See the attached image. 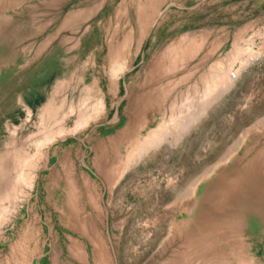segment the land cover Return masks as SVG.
I'll return each instance as SVG.
<instances>
[{
  "label": "rangeland",
  "instance_id": "374dc122",
  "mask_svg": "<svg viewBox=\"0 0 264 264\" xmlns=\"http://www.w3.org/2000/svg\"><path fill=\"white\" fill-rule=\"evenodd\" d=\"M262 51L264 0H0V264H264L213 193L264 157Z\"/></svg>",
  "mask_w": 264,
  "mask_h": 264
},
{
  "label": "bare ground",
  "instance_id": "6f19581e",
  "mask_svg": "<svg viewBox=\"0 0 264 264\" xmlns=\"http://www.w3.org/2000/svg\"><path fill=\"white\" fill-rule=\"evenodd\" d=\"M152 1V0H151ZM155 1V0H154ZM146 2V0H145ZM149 2V1H147ZM145 4V3H144ZM152 6V5H151ZM148 7V6H147ZM146 7V8H147ZM136 8V7H135ZM134 8V9H135ZM135 12V11H134ZM136 13V12H135ZM139 14V13H138ZM146 16V14H145ZM148 18V17H147ZM147 21V20H146ZM135 22V21H134ZM139 25V24H138ZM147 25V24H146ZM163 27V26H162ZM165 28V27H164ZM131 29V28H130ZM140 31V30H139ZM133 34V33H132ZM131 35V34H130ZM137 37V36H136ZM146 37V36H145ZM128 34H125L123 39H121L120 46L118 50L115 51L116 56H125L124 55V44L126 43V40L128 39ZM132 38V37H131ZM153 38V37H152ZM151 38V39H152ZM133 39V38H132ZM139 39V38H138ZM130 40V39H129ZM141 41V40H140ZM153 41V40H152ZM131 43V42H130ZM137 43V42H136ZM111 44V43H110ZM144 44V43H143ZM116 46V45H114ZM126 46V45H125ZM131 46V45H130ZM161 46V45H160ZM118 47V46H116ZM115 47V48H116ZM141 47V46H140ZM250 47V46H248ZM247 47V49H248ZM133 48V47H132ZM165 48V47H164ZM111 49V48H110ZM175 49V48H174ZM245 47V50H247ZM250 49V48H249ZM170 50V49H169ZM113 51V50H112ZM142 51V50H141ZM131 52V51H130ZM128 53V52H127ZM241 53V52H239ZM114 54V53H113ZM162 54V53H161ZM164 54V53H163ZM133 55V54H132ZM139 55V53H138ZM151 55V54H150ZM236 55V54H235ZM127 56V55H126ZM140 56V55H139ZM152 56V55H151ZM163 56V55H162ZM250 56V55H249ZM164 57V56H163ZM264 57V51L260 52L259 54H256L253 57V61L256 62L259 59ZM138 58V57H137ZM169 59V57H167ZM118 59V58H117ZM249 59V58H248ZM126 61V60H125ZM137 61V60H136ZM152 61V60H151ZM159 61V60H158ZM161 61V60H160ZM163 61V59H162ZM167 61V60H166ZM134 62V61H133ZM132 62V63H133ZM245 62V61H244ZM140 63V62H139ZM146 64V63H145ZM154 64V63H153ZM169 64V63H168ZM156 65V64H155ZM125 65H117L116 69L112 70L111 73V81L113 78L115 80L118 78V72H120ZM151 66V65H150ZM165 66V65H164ZM175 67V66H173ZM114 68V67H113ZM129 69V68H128ZM147 69V68H146ZM225 70V69H224ZM122 72V71H121ZM154 72V71H153ZM161 72V71H160ZM145 73V72H144ZM171 73V72H170ZM173 73V72H172ZM233 73V72H231ZM235 73V72H234ZM233 73V74H234ZM139 74V73H138ZM222 74V73H221ZM151 76L145 78V82L139 83L137 86V91L134 92L132 102L130 104V111L131 115L128 116L126 120V124H130V121H133V117L137 115L140 102L144 96V92L142 90L149 85L150 82L153 80H156L157 76H154L150 74ZM231 75V74H229ZM142 76V75H141ZM165 76V75H164ZM163 76V77H164ZM236 75H234L235 77ZM145 77V76H144ZM162 77V76H161ZM166 78V77H165ZM222 78V77H221ZM232 78V76H231ZM121 79V78H120ZM217 81V80H216ZM217 83V82H216ZM155 84V83H154ZM213 84V83H212ZM137 85V84H136ZM162 85V84H160ZM214 85V84H213ZM125 86V85H123ZM160 87V86H159ZM218 87V86H217ZM135 88V87H134ZM161 89V88H160ZM110 90V89H109ZM130 90V89H129ZM220 91V89H218ZM145 91V90H144ZM127 92V91H126ZM159 92V91H157ZM114 93V92H113ZM130 94V93H129ZM154 94V91H153ZM128 96V95H127ZM149 96V95H148ZM159 96V95H158ZM144 101V100H143ZM211 101V100H210ZM208 103V102H207ZM206 103V104H207ZM129 105V104H128ZM187 105V104H186ZM129 107V106H128ZM187 107V106H186ZM203 108V107H202ZM205 108V107H204ZM198 109V108H197ZM128 110V109H127ZM202 110V109H201ZM125 111V110H123ZM129 111V110H128ZM190 110L189 112H191ZM193 113V112H192ZM139 115V114H138ZM137 115V117H138ZM194 114H192L193 116ZM188 116V115H187ZM83 117V116H82ZM195 117V116H194ZM190 118V117H189ZM188 118V119H189ZM191 119V118H190ZM196 119V118H195ZM82 120V119H80ZM78 120V121H80ZM178 120V119H177ZM188 121V120H187ZM177 122V121H176ZM139 123V122H138ZM181 124V122H179ZM178 123V124H179ZM187 123V122H186ZM192 123V122H191ZM163 121L157 125L156 128L150 129L147 134L142 138V141L140 142V151H143L144 149H147L151 143L158 138V135L160 133L161 125H163ZM128 126H126L127 128ZM183 129V128H182ZM144 130V129H143ZM123 131V130H122ZM121 132V134L125 132ZM138 136V135H137ZM163 137V136H162ZM137 138V137H136ZM178 138V137H177ZM51 139V138H50ZM49 139V140H50ZM113 140V139H112ZM157 140V139H156ZM48 141V140H46ZM157 142V141H156ZM101 143V141L99 142ZM160 143V142H159ZM129 149V148H128ZM114 150V149H113ZM145 152V151H144ZM122 153V152H121ZM139 153V151H138ZM261 154L264 152H258L257 154ZM141 154V153H140ZM126 157L129 159L130 156H132V150L126 151ZM137 155V154H136ZM264 156V155H263ZM227 157V154H223L218 161H222ZM264 158V157H263ZM263 158H260V155H253L250 158L249 162H246L241 167L237 168L235 172H232L231 176L227 178L224 182L220 183L218 186H216L213 190V193L215 194L214 197H217L219 200H223L224 202H230L231 200H237V203L241 205V208L245 210L246 213H249L253 216H255L258 220H261V217L264 213V170L263 166L264 164L260 159L263 160ZM249 160V159H248ZM247 160V161H248ZM210 168V167H209ZM239 212H234L231 214L238 215ZM69 223V222H68ZM218 223V221H217ZM207 224V223H206Z\"/></svg>",
  "mask_w": 264,
  "mask_h": 264
}]
</instances>
